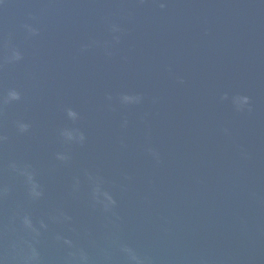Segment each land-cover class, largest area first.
Returning a JSON list of instances; mask_svg holds the SVG:
<instances>
[{"label": "water", "instance_id": "obj_1", "mask_svg": "<svg viewBox=\"0 0 264 264\" xmlns=\"http://www.w3.org/2000/svg\"><path fill=\"white\" fill-rule=\"evenodd\" d=\"M0 264H264V0H0Z\"/></svg>", "mask_w": 264, "mask_h": 264}, {"label": "clouds", "instance_id": "obj_2", "mask_svg": "<svg viewBox=\"0 0 264 264\" xmlns=\"http://www.w3.org/2000/svg\"><path fill=\"white\" fill-rule=\"evenodd\" d=\"M14 98H15V96H14ZM242 102L247 103V97L242 98ZM69 115L72 117H75L76 114L74 112H69Z\"/></svg>", "mask_w": 264, "mask_h": 264}]
</instances>
